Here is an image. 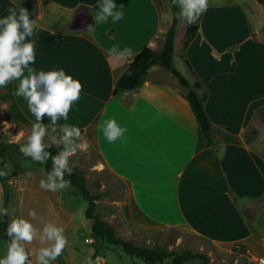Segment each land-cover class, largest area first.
I'll return each mask as SVG.
<instances>
[{"label":"crops","instance_id":"0c3cea01","mask_svg":"<svg viewBox=\"0 0 264 264\" xmlns=\"http://www.w3.org/2000/svg\"><path fill=\"white\" fill-rule=\"evenodd\" d=\"M29 1L36 21L29 38L35 43L36 61L30 67L34 71L63 68L81 82L80 99L73 103L67 121L61 118L57 125L78 126L79 142H87L86 151L97 155L99 170H107L122 184L119 216L124 228L117 229L123 234L186 231L217 248L239 252L238 257L250 264H260L259 259H264V24L250 22L249 13L254 17L255 12L245 6L250 0H209L189 35L187 21L181 25L179 20L178 31L186 30L175 43L174 67L193 87L199 85L196 90L214 129L211 144L188 102V90L171 70L154 65L139 88L116 93L119 79L145 48L153 42V49L162 50L173 23L170 0H115L118 7L123 5L124 19L116 23L109 19L93 31L87 30L95 26L97 0ZM254 3L261 7L257 0ZM13 8H20V0H0V16ZM113 45L131 47L134 55H109L107 49ZM18 84L11 81L0 88V98H6L0 134L16 131L7 143L27 142L35 122L27 101L15 95ZM109 118L127 129L114 142H108L98 127ZM43 122L50 124V118L45 116ZM52 133L60 134L58 128L55 132L49 128L44 141L51 140ZM12 156L6 168L10 174L18 168V175L9 181L8 192L0 183V208L7 203L9 211L19 204L20 217L37 229L52 222L65 231L74 214L64 208L63 189L40 187V180L47 178L45 163L20 156V165H15ZM30 210H35V218L28 215ZM253 211L258 213L255 222L248 216ZM89 242L94 244L92 239ZM24 246L30 264H38V249L48 245L37 237ZM109 246L101 241L88 249L80 264H128ZM61 258L68 255L61 252L51 264L62 263Z\"/></svg>","mask_w":264,"mask_h":264},{"label":"clouds","instance_id":"9594fccd","mask_svg":"<svg viewBox=\"0 0 264 264\" xmlns=\"http://www.w3.org/2000/svg\"><path fill=\"white\" fill-rule=\"evenodd\" d=\"M172 4L179 8L175 18L186 20L188 24L195 23L208 8V0H172ZM97 6L95 26H89L87 31L106 24L109 19L113 23L124 19L123 5L118 7L115 0H97ZM164 18L168 19L167 14ZM35 28V19H30L28 10L23 7L10 9L7 15L0 16V88L11 81H19L15 95L27 101L29 111L35 116L31 134L27 142L20 145L19 151L41 163L51 159L52 167L47 172V178L41 179L39 183L44 190L56 191L71 185V181L65 178L66 174L71 176L73 172L69 165L70 156L78 149L86 150L89 147L87 142H77L81 137L78 126L67 123L57 125L61 118L67 121L73 103L80 99L82 84L72 75L66 74L63 68L34 71L30 67L36 61L35 43L29 39ZM107 51L117 58L134 55L133 49L128 46L120 48L119 45H113ZM45 116L50 118V124L43 122ZM98 127L108 142L116 141L127 131L115 118L103 120ZM49 128L53 132L58 128L60 133L59 137H52V143L62 145L55 155L45 150L44 138ZM5 175L7 173L0 169V176ZM7 213V208H0V216ZM28 215L35 218L37 214L35 210H30ZM63 231V228L52 222L44 223L40 230L23 217L13 219L6 228V235L10 239L7 254L0 256V264H30L24 242L31 243L37 237L41 244L48 245L38 249V264H51L67 243Z\"/></svg>","mask_w":264,"mask_h":264},{"label":"rangeland","instance_id":"374dc122","mask_svg":"<svg viewBox=\"0 0 264 264\" xmlns=\"http://www.w3.org/2000/svg\"><path fill=\"white\" fill-rule=\"evenodd\" d=\"M223 2H239L243 3L244 0H222ZM246 1V0H245ZM209 3V0H208ZM245 6L248 10H251L254 17L251 13L250 22L256 20L258 24H264V7L256 6V4H252V0H250V4L245 2ZM255 5V6H254ZM254 7V8H253ZM178 8V6H177ZM179 9V8H178ZM262 9V10H261ZM181 25L186 22V20L180 19ZM256 23V24H257ZM183 27V26H181ZM186 29L180 28V31L184 32ZM4 101L0 98V129L5 127L4 124ZM261 118V117H259ZM6 131V130H4ZM3 132V131H2ZM16 132L12 129L7 130L5 135L0 134V144L7 143L8 140L13 138V133ZM60 134L52 133L50 134V139H46L44 142L47 146H56V144L52 143V137H59ZM79 143V140L77 141ZM10 154H14L13 157L16 159V164L20 165V161L22 158L15 153L11 152ZM29 160V158H27ZM33 160V159H31ZM37 162V161H36ZM99 159L97 155L89 150H80L78 149L76 153L69 159V164L80 170L86 175L87 178V186L93 194L99 195L98 200V211L100 216L112 222L118 229H123V222L120 219V206L119 203L122 200L123 195V186L112 174H110L107 170H99V166H97ZM43 165L44 163L37 162ZM10 165V164H9ZM43 167V166H42ZM8 192V191H7ZM64 194V208L69 207L73 212V217L70 220L69 225L66 230L63 232L65 237L67 238V243L62 252L68 255L67 259L61 258L62 263L60 264H80L83 261L84 252L88 251V249L93 248L94 246L101 243V240L97 238L92 231V222L87 218L86 211L88 208V202L82 197L80 192L74 188L73 186H69L63 189ZM5 206V205H4ZM6 208V206L4 207ZM22 208L19 204H15L12 206L8 213V222L10 223L13 219L22 216ZM262 216L264 217V207H262L261 211ZM64 219L67 221L69 216L66 215V212H63ZM5 216V215H4ZM3 216V217H4ZM248 216L254 222L258 219V213L253 211L252 214H248ZM3 219V218H2ZM119 231V230H118ZM124 232H120L119 234L125 238H129L134 244L146 247H161L163 249L174 251L177 253H183L185 251H191L193 253H202L209 257V261L211 264H250V262L244 257H238L236 253H231L228 250L217 248L216 246L208 243L200 237H197L190 232L186 231H178V230H160L157 232H153L150 234L141 233L139 234L136 231H132L131 233L123 234ZM92 239L93 243H90L89 240ZM27 242H24L26 245ZM7 246L8 243L6 241H0V256H5L7 254ZM109 246V245H108ZM109 249L113 254L118 255L119 251L121 255L126 259V263H138L143 264L144 261L141 259L133 258L124 254V252L115 246H109ZM81 255V256H80ZM80 260H77L78 257ZM70 257H72V262H70ZM200 260L189 262L188 264H198ZM89 264V261L87 262ZM165 264H172L171 260L166 261Z\"/></svg>","mask_w":264,"mask_h":264},{"label":"trees","instance_id":"16d2710c","mask_svg":"<svg viewBox=\"0 0 264 264\" xmlns=\"http://www.w3.org/2000/svg\"><path fill=\"white\" fill-rule=\"evenodd\" d=\"M171 4H172V0ZM257 2L264 7V0H257ZM23 7L28 10L30 19H33L34 4L29 0H20V8ZM173 23L168 31L165 43L162 50L157 51L151 47L145 48L129 65L127 72L121 76L117 83L116 93L126 90H135L142 85L144 77L148 73L149 69L154 65H160L166 69H169L178 78L181 86L188 90V102L195 113L199 125L206 136L209 144L213 141V126L204 109L202 100L196 89L199 85L196 84L194 87L190 82L174 67L173 57L175 52V43L184 33L178 31L179 20L175 18V14L179 11L177 6H173ZM187 35L191 33L192 25H187ZM2 100H6L2 97ZM255 133V132H254ZM22 143H1L0 144V169L5 171L7 175L0 176V183L4 190H9V181L16 178L18 175V168L13 172L9 173L6 168V163L11 152L18 156H25L19 151V147ZM62 145L60 146H47L46 151L51 152L55 155ZM45 163L46 171L48 172L52 167L51 159H48ZM70 165V164H69ZM71 166V165H70ZM72 167V166H71ZM73 172L71 176L65 175L66 179L71 181V186L76 188L82 197L88 202V208L86 211L87 218L92 222L93 234L99 238L102 242L120 248L127 256L144 260L146 264H163L168 260L172 261V264H188L192 261L200 260L198 264H211L209 257L202 253H193L191 251H185L183 253H177L169 251L161 247H146L134 244L129 238H125L119 234V231L115 225L109 221L103 219L98 211V200L99 195L93 194L87 186L86 175L80 170L72 167ZM7 205V203H6ZM5 205V206H6ZM7 208V207H6ZM8 216L5 215L0 222V241L9 242V237L6 235V228L8 225Z\"/></svg>","mask_w":264,"mask_h":264},{"label":"built area","instance_id":"2783aa9c","mask_svg":"<svg viewBox=\"0 0 264 264\" xmlns=\"http://www.w3.org/2000/svg\"><path fill=\"white\" fill-rule=\"evenodd\" d=\"M150 46H151L152 48H155V43L152 42V43L150 44ZM259 263H260V264H264V259H259Z\"/></svg>","mask_w":264,"mask_h":264}]
</instances>
